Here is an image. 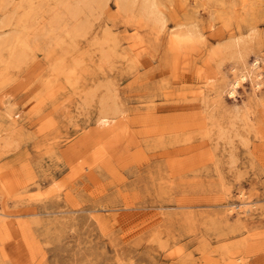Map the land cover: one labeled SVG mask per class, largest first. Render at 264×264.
Returning a JSON list of instances; mask_svg holds the SVG:
<instances>
[{"label": "rangeland", "instance_id": "1", "mask_svg": "<svg viewBox=\"0 0 264 264\" xmlns=\"http://www.w3.org/2000/svg\"><path fill=\"white\" fill-rule=\"evenodd\" d=\"M90 1L0 0V264H264V0Z\"/></svg>", "mask_w": 264, "mask_h": 264}, {"label": "bare ground", "instance_id": "2", "mask_svg": "<svg viewBox=\"0 0 264 264\" xmlns=\"http://www.w3.org/2000/svg\"><path fill=\"white\" fill-rule=\"evenodd\" d=\"M86 1H88V0H86ZM90 1V0H89ZM100 1L101 0H98V2L100 3ZM104 1V0H103ZM118 1V7H120V9L121 10H123V9H125V8H123L124 6H126L127 4H128V2H130L131 3V1L132 0H117ZM90 2H93V5H94V0L92 1H90ZM98 2H97V0H96V2H95V5H96V3L98 4ZM102 2V1H101ZM136 2V1H135ZM138 2V1H137ZM158 1L157 0H140V10H137L138 12H140L141 14L140 15H142V18L144 17V20H153V21H156V23L158 24V22H161V21H158L159 19L161 20V16L159 15L160 14V10H159V5H158V3H157ZM129 3V4H130ZM132 3H133V1H132ZM83 4V3H82ZM87 2L85 3V0H84V5H86L87 6ZM91 6H92V8H91V6H88L89 8H90V11H91V9H93V5L91 4V3H89ZM128 4V5H129ZM135 4V3H134ZM84 5H82V6H84ZM94 5V6H95ZM131 6V5H130ZM130 6H129V8H126V9H129V10H134V9H130ZM137 6V5H136ZM134 6L132 5L131 6V8H133ZM84 8H86V7H84ZM82 9H83V7H82ZM87 9V8H86ZM85 9V10H86ZM136 10V9H135ZM88 11V10H87ZM123 11H125V10H123ZM73 12V11H72ZM75 15H77V14H75ZM74 15V16H75ZM161 15H162V12H161ZM147 18V19H146ZM149 20V21H150ZM164 20V19H163ZM163 23H164V21H163ZM163 23H161V25H163ZM191 31V30H190ZM189 32V31H188ZM192 32V31H191ZM192 33H194L195 34V32H192ZM192 33H186V35H189V34H192ZM193 34V35H194ZM185 35V34H184ZM185 35V36H186ZM176 38H178V36L176 37ZM239 42V41H238ZM239 43H237V45H238ZM237 57H239V59L241 60L242 58H244V56H242L238 51H237V55H236ZM244 63H245V61H244ZM261 63H263V60L262 59H260L259 57L258 58H256L255 59V61L253 62V63H251L249 66H242L243 67V69H242V71L240 72V73H238V74H234V80L232 81V82H230L229 84H227L228 86H227V91H225V92H227V94H228V96L230 95L231 97H234L235 96V94L237 93V89L239 88V87H241V85L242 84H244L248 79H250L251 81H252V84L254 85V89H259L260 88V86H262L261 84H262V70H261ZM261 70V71H260ZM234 71H236V70H234ZM236 73V72H235ZM224 91H222V92H220V95L223 93ZM104 111V110H103ZM105 111H107V110H105ZM105 111L102 113L103 114V116H101L100 118H98V121L96 122V123H98L97 125L99 126L98 128H101V129H103V128H107V126H109L110 124H111V122H113V119H110V116L109 117H107L104 113H105ZM112 111V110H111ZM110 111V112H111ZM108 112V111H107ZM107 112H106V114H107ZM108 113L109 115L111 114V116H114V119L116 118V116H115V114L113 115L112 113ZM115 112V111H114ZM102 114H99V115H102ZM118 114V113H117ZM116 114V115H117ZM105 115V116H104ZM117 117L119 118L120 116L119 115H117ZM113 118V117H112ZM115 123H116V121H114ZM122 124V126H123V123H121ZM117 125V124H116ZM121 126V125H120ZM118 128H120L119 126H118ZM109 129V128H108ZM107 129V130H108ZM97 130H99V129H97ZM104 130V129H103ZM116 130V129H115ZM119 130V129H118ZM109 131H110V129H109ZM114 131V130H113ZM107 132V131H106ZM111 132V131H110ZM113 133V132H112ZM109 135H110V133H109ZM239 206V205H238ZM246 207V206H245ZM241 208V207H240ZM246 210L248 209V205H247V207L245 208ZM232 210H234L233 208H232ZM241 210H242V208H241ZM5 216H9V214H7V213H5L4 211H1L0 212V219L1 218H3V217H5ZM248 216V215H247Z\"/></svg>", "mask_w": 264, "mask_h": 264}]
</instances>
